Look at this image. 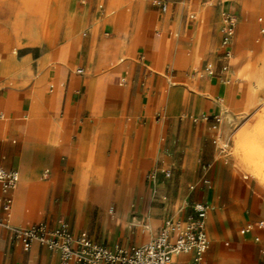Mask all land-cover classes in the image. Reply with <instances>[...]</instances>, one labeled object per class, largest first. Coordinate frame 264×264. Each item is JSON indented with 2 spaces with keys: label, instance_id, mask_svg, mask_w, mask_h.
<instances>
[{
  "label": "crops",
  "instance_id": "0c3cea01",
  "mask_svg": "<svg viewBox=\"0 0 264 264\" xmlns=\"http://www.w3.org/2000/svg\"><path fill=\"white\" fill-rule=\"evenodd\" d=\"M56 2L39 19L30 18L21 5L0 6V39L9 42L25 38L26 45L35 43L36 38L44 42L35 66L23 65L11 56L2 61L0 166L19 172L10 222L28 226L48 215L45 223L54 227L70 209L68 222L75 235L86 233L110 247L118 243L121 247L137 246L155 235L165 219L183 221L192 213V204L202 202L209 207V247L203 264H264V231L239 232L242 226L264 218V178L254 171L256 160L243 148L247 139L253 140L259 119L253 96L249 92L243 97L229 80L224 83L229 71L215 76L204 73L195 93L181 81L173 83V77H181L169 69L183 60L192 62L200 54L211 56L217 41L215 60L202 61V69L208 62L220 68L219 14L198 10L200 20L193 22L184 33L185 39L175 42L174 50L169 51L173 55L164 69L165 80L150 68L158 66L160 54H166L163 32L168 27L183 32L177 20L167 21L138 9L130 32L135 38L143 36V50L135 62L105 68L106 54L100 45L92 62L76 57L71 63L67 55L77 49L76 39L66 34L67 40L56 49V37L49 26L69 14L74 5L70 0ZM152 3L156 5L154 0ZM248 3L240 16L242 33L249 27L248 13L259 8ZM156 6L162 13L169 10L168 4L165 11ZM227 12L234 13L237 22L235 8ZM68 14L67 21L74 25L82 20V16ZM188 18L193 20L194 15ZM257 20L264 22L262 17ZM40 24L45 28L38 34ZM260 24L264 33V23ZM103 34L108 36L109 31ZM234 39L235 33L230 44V68ZM186 45L190 46L189 53L184 51ZM51 60L57 61L52 67L48 64ZM77 62L87 65L89 72L84 74V68L76 66L72 74V65ZM79 68L81 73L76 71ZM219 113L221 121L217 124L213 116ZM224 113L240 119L236 126V166L219 160L218 147L213 143L223 138L218 127L225 121ZM150 116H156L157 121L149 120ZM201 116L208 119H196ZM204 165L209 166L207 171L202 169ZM117 166L122 170L113 201ZM160 169L169 170L171 175L165 177ZM152 170H157L153 184L146 179ZM204 177L209 183L203 182ZM87 210L96 213L94 226L84 224ZM134 220L141 221V229L131 238L129 226ZM7 236L9 250L5 249ZM255 236L260 240L255 241ZM176 259L190 264L192 254H180ZM0 264H58V254L37 243L25 252L0 226Z\"/></svg>",
  "mask_w": 264,
  "mask_h": 264
},
{
  "label": "rangeland",
  "instance_id": "374dc122",
  "mask_svg": "<svg viewBox=\"0 0 264 264\" xmlns=\"http://www.w3.org/2000/svg\"><path fill=\"white\" fill-rule=\"evenodd\" d=\"M56 1L57 0H0V6L21 5L30 18L37 17L39 19L41 16L44 18L43 15L47 10H51L54 6H56ZM70 1L74 5L72 10H70V13H65L63 18L49 26V30H52L56 37V49L61 47L67 40L65 36L68 34L76 39L78 43L77 49L71 50L67 55V59H69L71 63L76 59V57H80L82 61L88 58L89 62H92L97 56L98 47L100 45H104L103 52L106 54L105 68H112L127 61L135 62L139 52L143 50V36L135 38L130 32V27L133 20L132 17L135 16L138 9H140V11L153 12L159 18H165L167 21L175 19L179 22L183 29V32H181L180 29L177 30L174 27H168L163 32V37L167 43L166 54L163 56L160 54L158 66L154 69L150 68L153 73L163 76L165 71L164 69L170 63L169 59L173 55L172 53H169L170 49L173 48V51L176 46L175 42H180L182 38L185 39L184 33L190 29L193 22L200 20L198 10H206L211 15L219 14V21L222 23L224 13L235 8L237 22L233 46V60L229 74L226 78H224V82L229 80L230 85L236 87V90H240L241 95L245 97L248 95L249 91L255 87V81L253 79H249L247 76L251 70L255 76L264 79V48L257 46L258 42L264 40V33H261L260 30V23L264 22H259L257 20L259 17L264 19V0H259L257 2L256 6L259 7L258 9L248 13V19L250 20L249 27L244 30L243 33L240 30V16L245 11V5L254 0H161L166 2L169 6V10L166 13H162L159 8L152 3V0H88L85 4H81L82 0ZM100 6L103 8V12L101 11L102 8H99ZM92 13L96 14L95 19L91 18ZM67 14L69 16H73L74 14L82 16V20L78 24L74 25L72 22L67 21ZM190 14L194 15L193 20L188 18V15ZM44 28L45 24H40L37 29V33L40 34ZM84 30L86 31V35L82 36V32ZM104 30L109 31L108 36L103 34ZM25 40V38H12L9 42H6L0 39L1 77L3 75L2 61L7 56L20 60L24 63L23 65H28V67L35 66L38 63V60L43 54V38H36L35 43L31 45H26ZM217 47L218 41L212 49L213 53L211 56H208L207 54H200V57H196V59L192 62L183 60L179 65L169 66V69H174L172 72L173 75L175 71H178L181 77H179L180 79L173 77L171 79L172 82L177 83L181 81L188 86L190 91L198 93L199 91L197 85L199 81L205 77L202 69V61L215 60ZM89 48H93L91 49L90 54H88ZM184 51L189 53V51H191L190 46L186 45ZM120 59H122V62ZM56 63L57 61L55 60L48 62L50 67L54 66ZM76 66H82L85 70L84 74L89 72V67H87V65L82 62H77L72 65V74H74ZM4 77L5 76H3V78ZM164 78L167 80L166 77ZM168 86V82L165 81V87ZM259 103L264 105V102L262 101ZM227 109L231 112V108L227 107ZM222 118L225 121L218 127L219 132L223 135V141L227 140L229 144L226 154H221L217 149L216 155L219 160L236 166V126L238 125V122H240V119L236 120V117L232 118L228 113H224ZM157 119L158 118L156 116L149 117V120L153 122L157 121ZM196 119L199 120L201 117H197ZM140 121H143V119ZM226 129V133H223ZM121 170V166L116 167V181L114 183L112 197L113 201H115L114 196L117 186L119 185L118 182ZM96 193H99L98 190ZM114 205L115 204L113 203V214L115 213ZM70 212L71 210L69 209V213L67 215L62 214V218L57 221V223L62 220L68 222L69 218L72 217ZM83 217L84 224L89 225L90 223L91 226H94L96 213L90 214L89 210H87ZM47 218L48 215H43L38 221H32L30 223L39 221L47 222ZM210 218L211 216L208 217V220ZM139 221L140 220H134V222L129 226V235L131 238H135L140 233L139 230L141 229V221ZM8 245L10 244L7 236L5 249H8ZM115 246L121 247L120 243ZM131 246H134V244H129L128 246L121 248L127 249Z\"/></svg>",
  "mask_w": 264,
  "mask_h": 264
},
{
  "label": "built area",
  "instance_id": "2783aa9c",
  "mask_svg": "<svg viewBox=\"0 0 264 264\" xmlns=\"http://www.w3.org/2000/svg\"><path fill=\"white\" fill-rule=\"evenodd\" d=\"M154 3L160 6L162 11L167 8V4L161 0H154ZM222 21L220 58L223 63L218 70L211 62L206 63L203 71L208 76L225 74L230 68L228 61L231 58L230 44L235 33V14L224 13ZM76 71L81 73L82 69L79 68ZM219 115L220 113L213 116L217 124L221 121ZM201 119L207 120L208 116H201ZM213 143L217 145L221 154L227 153L229 144L227 140L223 141L218 137L213 140ZM208 167L204 165L202 169L207 171ZM156 172L157 170H152L148 173L146 176L148 182L154 183ZM160 172L165 177L171 175L169 170H160ZM18 182L17 170L0 166V226L9 232L10 239L19 244L25 252L37 243L48 251L57 253L58 264H188L176 259V256L191 253L190 264H203L204 255L209 247L206 232L209 207L202 202L192 204V213L186 216L185 220L167 218L148 242L123 249L97 242L86 233L75 235L69 223L64 220L54 227L48 226L45 222L28 226L13 225L10 222V216L13 192ZM203 182L207 184L209 180L204 177ZM254 229L264 231V218L242 226L239 232L246 235ZM254 240L259 241L260 237L255 236Z\"/></svg>",
  "mask_w": 264,
  "mask_h": 264
},
{
  "label": "bare ground",
  "instance_id": "6f19581e",
  "mask_svg": "<svg viewBox=\"0 0 264 264\" xmlns=\"http://www.w3.org/2000/svg\"><path fill=\"white\" fill-rule=\"evenodd\" d=\"M258 1L259 0H254L248 3V5H257ZM257 46L264 48V40L258 42ZM247 76L249 77V79H253L255 81V87L252 88L249 92H251L253 96V108L256 107L255 110L259 111V119L257 120L256 128L252 132L253 140L250 139V141L249 139H247L245 142L246 146H243V148L245 147L246 153L252 155V157H254L253 160H256V167L253 166L252 163H250L252 164V168L254 169V171H256L259 175L261 173L260 177L264 178V105L259 103L260 101L264 102V79L255 76L252 73V70L247 74ZM227 82L228 81H225L224 83ZM249 155H247L248 158ZM250 162H252V160Z\"/></svg>",
  "mask_w": 264,
  "mask_h": 264
}]
</instances>
